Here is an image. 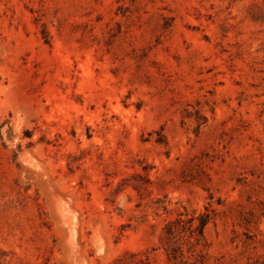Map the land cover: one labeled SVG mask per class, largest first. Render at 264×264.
Returning a JSON list of instances; mask_svg holds the SVG:
<instances>
[{
    "label": "rangeland",
    "instance_id": "obj_1",
    "mask_svg": "<svg viewBox=\"0 0 264 264\" xmlns=\"http://www.w3.org/2000/svg\"><path fill=\"white\" fill-rule=\"evenodd\" d=\"M194 211L264 264V0H0V264H171Z\"/></svg>",
    "mask_w": 264,
    "mask_h": 264
},
{
    "label": "trees",
    "instance_id": "obj_2",
    "mask_svg": "<svg viewBox=\"0 0 264 264\" xmlns=\"http://www.w3.org/2000/svg\"><path fill=\"white\" fill-rule=\"evenodd\" d=\"M211 215L209 212L197 213L194 211L190 216L184 218L182 214H179L174 220L169 221L165 226V235L168 243H171L169 249L166 250L167 259L171 264H202L201 253L196 255L195 260H190L184 251L182 245L178 244L179 237H185L187 239L195 238L196 243L204 235V230L209 221ZM190 242V241H189ZM195 242L187 248V252H194ZM200 256L202 258H200ZM135 264H148L143 259L135 260Z\"/></svg>",
    "mask_w": 264,
    "mask_h": 264
},
{
    "label": "bare ground",
    "instance_id": "obj_3",
    "mask_svg": "<svg viewBox=\"0 0 264 264\" xmlns=\"http://www.w3.org/2000/svg\"><path fill=\"white\" fill-rule=\"evenodd\" d=\"M87 261V260H86Z\"/></svg>",
    "mask_w": 264,
    "mask_h": 264
}]
</instances>
